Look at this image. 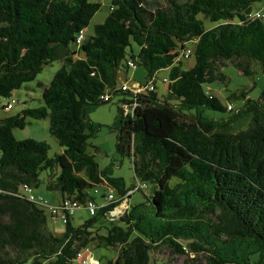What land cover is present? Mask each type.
Here are the masks:
<instances>
[{
    "label": "trees",
    "instance_id": "16d2710c",
    "mask_svg": "<svg viewBox=\"0 0 264 264\" xmlns=\"http://www.w3.org/2000/svg\"><path fill=\"white\" fill-rule=\"evenodd\" d=\"M110 1L109 16L87 37L101 1L0 0V97L8 100L2 108L12 110L14 93L45 66L62 63L49 85L38 83L43 106L0 119V264H73L86 247L98 264H170L153 259L164 246L204 264H264V92L252 100L243 91L244 105L235 108L208 90L226 81L220 68L228 64L253 75L257 63L264 74V12L252 11L256 0ZM190 58L195 64L186 70ZM130 62L147 72L140 83L147 90L139 94L131 90L137 80H120L137 69ZM162 70L169 75L161 94ZM117 94V149L132 154L145 182L134 189L109 177L88 152L101 128L89 110ZM207 109L231 115L209 119ZM30 119H49L60 153L51 157L46 141L16 139L13 131ZM41 173L46 189L60 195L52 206L31 201L24 189H37ZM148 183V203L130 205ZM66 202L78 207L71 211ZM54 206L64 208L66 220ZM82 207L91 218L75 227ZM45 208L65 224L61 235L49 228ZM117 208L125 210L112 217ZM93 243L115 249L116 257L95 259Z\"/></svg>",
    "mask_w": 264,
    "mask_h": 264
},
{
    "label": "rangeland",
    "instance_id": "374dc122",
    "mask_svg": "<svg viewBox=\"0 0 264 264\" xmlns=\"http://www.w3.org/2000/svg\"><path fill=\"white\" fill-rule=\"evenodd\" d=\"M69 1V0H68ZM102 3V8L92 20L90 26L87 28L86 36L94 35V27L97 24H102L105 22L110 13V0H98ZM262 10L264 11V0H256L252 6V11L256 12ZM207 28L214 27L215 24L206 21ZM133 49L136 54L139 53V47L133 44ZM130 52V49L128 50ZM195 64L194 58L184 59L183 67L184 69H189ZM254 74L244 75L235 64H228L220 68V72L226 76V81H216L208 85V90L211 91L216 97H218L224 106L229 103L235 108H242L244 105V99L241 98L243 91L248 92V96L252 100H257L264 92V74L262 72L261 66L257 63H252ZM62 67L60 61H55L44 67V70L37 76L36 80L26 84L21 90L14 93L15 99H18V103L14 105L13 109L10 111L4 110L2 107L7 103V99L0 97V119L15 116L19 114L24 108H39L43 106L42 93L43 89L38 86V83H43L44 85H49L57 71ZM137 71H143L142 68H137ZM136 70H130L129 72V84L132 85L134 75ZM169 75V70H162L158 74L159 77V92L162 94V78ZM27 87L32 88L28 90ZM123 95L117 94V96L107 104L100 105L98 107L91 108L88 113V119L95 123L101 128L95 133V135L89 141L88 152L95 156L99 163L100 169L107 173L109 177L121 178L124 180L127 189H134L137 187L138 182L145 183L142 180L137 179L134 167H133V157L131 153L124 150L121 153L117 147L119 143V127H117L118 122V108L122 105L120 103ZM131 106V105H130ZM129 106V107H130ZM137 104H134L129 109L131 111L135 109ZM128 108V107H126ZM230 112H222L207 109L204 110V116L209 119L221 120L230 116ZM30 124L24 129H15L13 131L14 136L18 140H24L27 138H34L39 141H46L51 149L50 156L53 157L55 154L61 152V147L56 141V139L50 133V122L49 119H30ZM247 126L246 124H244ZM1 157V152H0ZM47 173L40 174L41 183L37 189L33 190V193L49 201V206L57 203L56 200L52 199V195L55 192L48 191L46 189L44 180L46 179ZM139 180V181H138ZM177 179H173L174 184ZM149 188L143 192L136 191L133 196L129 199L130 205H136L139 203H148L147 197L152 193V186L149 184ZM99 201L101 199L97 198ZM127 205V202H124ZM125 208H122V213ZM48 215V226L56 234L61 235L65 230V224L62 220L51 217V212L49 208H45ZM76 214L73 218V225L75 227L83 225L87 220L91 218L88 210L85 208H80L76 210ZM120 209L116 213L112 214V217L116 215H121ZM104 225H110L109 220L102 219L101 222ZM92 254L95 258L101 259L104 263L109 260H113L117 251L112 248L98 247L96 243L91 244ZM153 259L158 262L170 263V264H204L200 261L193 262L192 258L186 255H173L167 247H162L155 249L152 252ZM73 264H81L80 261L76 260Z\"/></svg>",
    "mask_w": 264,
    "mask_h": 264
},
{
    "label": "built area",
    "instance_id": "2783aa9c",
    "mask_svg": "<svg viewBox=\"0 0 264 264\" xmlns=\"http://www.w3.org/2000/svg\"><path fill=\"white\" fill-rule=\"evenodd\" d=\"M260 16H261V14H258V15H257V17H260ZM263 17H264V16H263ZM81 38H82V37H81ZM191 54H192V51L189 49V50L187 51L186 57H189ZM129 64H130L131 67H133V68H137V65H136L135 62H130ZM149 86H150V85H149ZM127 88H129L127 85H125V86L123 87L124 90H127ZM149 88H150V90H153V87H152V86H150ZM131 90H132L133 92H135L136 94H139V93H141V92H143V91H146V90H147V87H144V88H143V87L141 86V84H134V85L131 87ZM104 99H105V100H108L107 97H104ZM9 107L11 108V106H9ZM228 109H229V110H233V107H232L231 105H229ZM24 189H25L26 192L28 193V197H29V199H30L31 201H36V202H39V203H42V204L46 205V202H45V200H44L42 197H38V196H36V195L33 193V188H31V187L25 185V186H24ZM109 199H113V195H112V194L109 195ZM90 206H91V207H90V209H91V213L94 214V210H95L94 205H93V204H90ZM124 206H125V204H123V207H124ZM64 207H66L67 209H70L71 211H73L76 207H78V205H77L76 202H75L74 204H72V205H71L70 203L66 202ZM50 209H51V211H52V213H53L54 215H57V216H59V217H62V219L66 220V215H65V213L63 212V209H64V208H60V207H55V206H54V207H51ZM119 209H120V213H119V214H121V213H122L121 208H117L113 213H116L117 210H119ZM113 213H112V214H113ZM77 260H79L82 264H98L97 261H95L92 257H90V248H89V247H86L84 250H82L81 252H79V253L77 254Z\"/></svg>",
    "mask_w": 264,
    "mask_h": 264
},
{
    "label": "crops",
    "instance_id": "0c3cea01",
    "mask_svg": "<svg viewBox=\"0 0 264 264\" xmlns=\"http://www.w3.org/2000/svg\"><path fill=\"white\" fill-rule=\"evenodd\" d=\"M262 11V10H259ZM258 12V11H256ZM264 12V11H262ZM138 69H136V73L134 75V78H132V80H137V82H135V84H140L142 81H144L147 78V72L143 69V71H137ZM129 72L127 73H122L120 76V80H122V83H125L129 78ZM166 77V76H164ZM56 194L52 195V199L56 200L57 202H59L60 200V195L58 194V192H55ZM94 256V255H93ZM99 261H101V259L95 258Z\"/></svg>",
    "mask_w": 264,
    "mask_h": 264
}]
</instances>
